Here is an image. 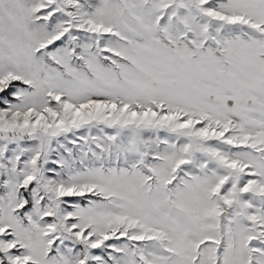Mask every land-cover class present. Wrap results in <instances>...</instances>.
Instances as JSON below:
<instances>
[{
    "label": "snow or ice",
    "instance_id": "snow-or-ice-1",
    "mask_svg": "<svg viewBox=\"0 0 264 264\" xmlns=\"http://www.w3.org/2000/svg\"><path fill=\"white\" fill-rule=\"evenodd\" d=\"M0 264H264V0H0Z\"/></svg>",
    "mask_w": 264,
    "mask_h": 264
}]
</instances>
